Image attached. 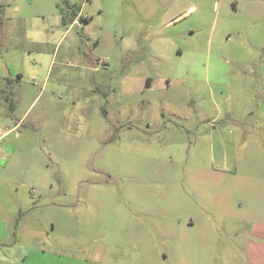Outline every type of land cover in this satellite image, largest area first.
Instances as JSON below:
<instances>
[{
    "label": "rangeland",
    "instance_id": "rangeland-1",
    "mask_svg": "<svg viewBox=\"0 0 264 264\" xmlns=\"http://www.w3.org/2000/svg\"><path fill=\"white\" fill-rule=\"evenodd\" d=\"M0 264H264V0H0Z\"/></svg>",
    "mask_w": 264,
    "mask_h": 264
},
{
    "label": "crops",
    "instance_id": "crops-1",
    "mask_svg": "<svg viewBox=\"0 0 264 264\" xmlns=\"http://www.w3.org/2000/svg\"><path fill=\"white\" fill-rule=\"evenodd\" d=\"M177 7H179V6L177 5ZM183 7H184V6H182L181 9H183ZM195 8H196L195 5H190V6H188L186 9H183L182 11L179 12L178 17H180V16H182V15H184V14L190 12L191 10H195ZM81 10H82V9L80 8V9H79V12H78V14H77V16H76L75 18L78 17V15H79V13H80ZM75 18H73V19H75ZM61 19H62V22L65 23V20H63L64 18H62V16H61ZM73 19H71V21H72ZM87 19H88V16H87ZM70 26H72V25H70ZM9 130H10V129H6V130L3 131V133L8 132Z\"/></svg>",
    "mask_w": 264,
    "mask_h": 264
},
{
    "label": "built area",
    "instance_id": "built-area-1",
    "mask_svg": "<svg viewBox=\"0 0 264 264\" xmlns=\"http://www.w3.org/2000/svg\"><path fill=\"white\" fill-rule=\"evenodd\" d=\"M84 17H86V16L81 15V18H84ZM80 24H81V22H80V20L78 19V17L75 18V19H73L72 22H71V25H72V26H76V27L80 26Z\"/></svg>",
    "mask_w": 264,
    "mask_h": 264
},
{
    "label": "trees",
    "instance_id": "trees-1",
    "mask_svg": "<svg viewBox=\"0 0 264 264\" xmlns=\"http://www.w3.org/2000/svg\"><path fill=\"white\" fill-rule=\"evenodd\" d=\"M72 8L74 9V10H73L74 14H72V15H73V18H75V17L77 16V12H76V11H79L80 8H78L77 5H74V6L72 5ZM62 18H64V17L62 16ZM73 18H72V19H73ZM82 19L85 20V21H87V17H84V18H82ZM63 20H64V19H63Z\"/></svg>",
    "mask_w": 264,
    "mask_h": 264
}]
</instances>
